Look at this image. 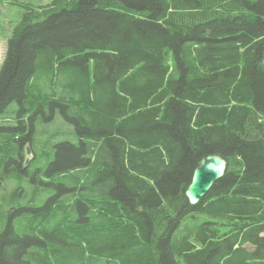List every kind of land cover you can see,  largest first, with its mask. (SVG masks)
<instances>
[{"label":"trees","instance_id":"16d2710c","mask_svg":"<svg viewBox=\"0 0 264 264\" xmlns=\"http://www.w3.org/2000/svg\"><path fill=\"white\" fill-rule=\"evenodd\" d=\"M13 103L0 169L35 188L24 234L2 212L0 264H264V0L24 9L0 64V116ZM55 114L71 135L38 141L37 118ZM216 153L225 174L190 205L194 169Z\"/></svg>","mask_w":264,"mask_h":264},{"label":"rangeland","instance_id":"374dc122","mask_svg":"<svg viewBox=\"0 0 264 264\" xmlns=\"http://www.w3.org/2000/svg\"><path fill=\"white\" fill-rule=\"evenodd\" d=\"M51 1L52 0H0V64L5 54L7 39L11 34L12 28L19 22L24 9L38 10L39 7H42ZM17 109V104H11L6 113L0 116V126L19 127L17 114L15 113V110ZM37 120L36 129L38 141L44 135V132L50 133L56 131L58 133L56 136L58 142L62 140V136L68 138L72 133V127L67 124L58 114H55L52 121L48 123L42 121L40 118H37ZM5 134L0 136V140H4L6 138L7 135ZM23 160L24 156L22 158V161ZM38 166L39 161H32L28 167V173L30 174L32 171L38 168ZM17 174L18 173H16L15 176ZM5 175L6 172L0 169V231H2L6 221V214L2 212L7 211L8 217L11 215V221L15 222L14 225L17 232L19 234H24L28 215L25 216V212L22 210L23 208L30 207L29 198L31 195V190L35 187L31 188V183L28 182V180L21 182V174L15 178H7L8 175L6 177ZM36 179L37 184H40L39 181H45L38 175ZM14 193L15 196L13 197ZM38 194L40 197L36 199L34 195L33 197H35V199L33 202H35V207H43L49 193L40 192ZM41 197L42 199H40Z\"/></svg>","mask_w":264,"mask_h":264},{"label":"water","instance_id":"95a60500","mask_svg":"<svg viewBox=\"0 0 264 264\" xmlns=\"http://www.w3.org/2000/svg\"><path fill=\"white\" fill-rule=\"evenodd\" d=\"M32 157L29 143H26L23 168L30 164ZM227 165L226 158L217 153L206 155L201 159L194 169L191 182L185 190V196L190 205H196L210 191L213 184L224 176Z\"/></svg>","mask_w":264,"mask_h":264},{"label":"bare ground","instance_id":"6f19581e","mask_svg":"<svg viewBox=\"0 0 264 264\" xmlns=\"http://www.w3.org/2000/svg\"><path fill=\"white\" fill-rule=\"evenodd\" d=\"M25 147V146H24ZM23 154H24V149H23Z\"/></svg>","mask_w":264,"mask_h":264}]
</instances>
